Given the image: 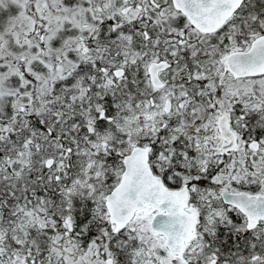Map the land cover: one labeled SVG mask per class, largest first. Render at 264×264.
Wrapping results in <instances>:
<instances>
[{
  "label": "snow or ice",
  "instance_id": "obj_1",
  "mask_svg": "<svg viewBox=\"0 0 264 264\" xmlns=\"http://www.w3.org/2000/svg\"><path fill=\"white\" fill-rule=\"evenodd\" d=\"M0 264H264V0H0Z\"/></svg>",
  "mask_w": 264,
  "mask_h": 264
}]
</instances>
